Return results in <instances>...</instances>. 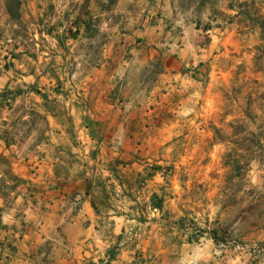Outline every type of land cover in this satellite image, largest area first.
I'll list each match as a JSON object with an SVG mask.
<instances>
[{
  "label": "rangeland",
  "instance_id": "rangeland-1",
  "mask_svg": "<svg viewBox=\"0 0 264 264\" xmlns=\"http://www.w3.org/2000/svg\"><path fill=\"white\" fill-rule=\"evenodd\" d=\"M7 1L0 264H264V0Z\"/></svg>",
  "mask_w": 264,
  "mask_h": 264
},
{
  "label": "trees",
  "instance_id": "trees-1",
  "mask_svg": "<svg viewBox=\"0 0 264 264\" xmlns=\"http://www.w3.org/2000/svg\"><path fill=\"white\" fill-rule=\"evenodd\" d=\"M19 5L20 2L19 0H8L7 1V12L8 14L13 17V18H18V10H19ZM159 170H161L160 166H156L153 168V174H151V176H154V174H156V172H159ZM155 200V201H153ZM163 202H164V197L162 196H158V195H153L152 200L150 202V207L152 209H155L157 211H161L162 207H163ZM214 241H218L216 236H213ZM108 264V263H106Z\"/></svg>",
  "mask_w": 264,
  "mask_h": 264
},
{
  "label": "crops",
  "instance_id": "crops-1",
  "mask_svg": "<svg viewBox=\"0 0 264 264\" xmlns=\"http://www.w3.org/2000/svg\"><path fill=\"white\" fill-rule=\"evenodd\" d=\"M3 201L2 199H0V207L3 206ZM31 211V210H30ZM0 212H2L0 210ZM33 214H38L37 211H31ZM2 215V214H1ZM5 216V215H4ZM4 216H1L0 218H4ZM47 234H48V237L51 239V240H56L55 236L53 235V230L50 229V230H46ZM47 236L44 238V237H40V245H43V244H46L48 245L50 241H48V238ZM16 243V242H15ZM38 242L35 240V244H37ZM39 246V245H38ZM43 256H45V258L43 259ZM58 256H61L59 253L57 252H54L52 250L48 251V252H39L37 253V258H40L42 263L45 262L46 264L48 263V261H51L53 263H55L57 261V259H59L60 257ZM64 258V257H62ZM52 263V264H53Z\"/></svg>",
  "mask_w": 264,
  "mask_h": 264
}]
</instances>
